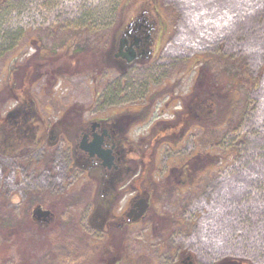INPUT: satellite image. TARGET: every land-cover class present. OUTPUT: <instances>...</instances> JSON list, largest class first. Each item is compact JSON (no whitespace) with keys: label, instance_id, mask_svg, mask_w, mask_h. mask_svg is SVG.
Masks as SVG:
<instances>
[{"label":"rangeland","instance_id":"obj_1","mask_svg":"<svg viewBox=\"0 0 264 264\" xmlns=\"http://www.w3.org/2000/svg\"><path fill=\"white\" fill-rule=\"evenodd\" d=\"M141 18L150 54L124 71L107 64L112 41ZM201 66L213 93L230 73L257 78L213 131L204 119L215 108L196 86ZM192 94L201 122L185 112ZM17 102L34 130L39 119L49 127L60 115L72 126L133 118L127 174L151 206L146 223L128 229L126 252L137 256L125 264H175L181 253L194 264H264V0H0V120ZM11 118L20 125L21 116ZM206 153L215 163L224 154L226 163L206 170ZM71 166L63 140L0 151V224L20 228L7 243L0 227V264H98L101 245L92 249L87 239H100L86 224L95 182ZM42 198L56 200L67 228L47 235L32 220L22 223L28 200ZM69 231L76 241L63 237Z\"/></svg>","mask_w":264,"mask_h":264},{"label":"flooded vegetation","instance_id":"obj_2","mask_svg":"<svg viewBox=\"0 0 264 264\" xmlns=\"http://www.w3.org/2000/svg\"><path fill=\"white\" fill-rule=\"evenodd\" d=\"M129 25L124 27L119 38L116 41L114 40L113 45L103 58L107 64H111L120 71H124L128 65L144 60L150 54L147 49L148 33L145 29L146 25L134 22ZM122 37L126 38V44L122 48V52L124 53L130 47L133 48L136 56L133 62L127 63L122 56H116ZM17 103L19 104H16L14 108L10 107L0 120V151L12 155L20 149L30 151L44 141L48 144H54L59 140L65 141L69 152L70 165H72L71 168L80 169L86 177L93 179L95 182L89 194L86 224L90 230L89 233L94 234L95 232L98 239H100L96 241L93 237L87 239L92 249L97 242L101 245L102 251L98 252L100 255L96 256V262L98 264H125L131 262L137 255L134 253L135 251L130 252L129 250L130 254L126 252V244L130 240L128 229L140 225L143 219L145 221L151 206L149 195L139 191L136 186L134 187L131 180L137 183V179L135 177L131 179V176L127 174V171L131 170L128 167L129 153L127 150L131 149L133 144L125 134L127 131L125 127L132 122L133 118L119 114L97 119L78 120L72 126L71 118L66 120L64 115H60L49 127L45 125L43 120L38 118V129L34 130L35 121L29 120L30 113L27 111V106L22 107L21 102ZM11 116L14 118L17 116L22 117L19 126L17 123L12 122L13 118ZM100 152L106 154L104 156L107 163H104V159L99 157ZM129 188H132V191L128 192ZM140 198H145L149 206L142 217L134 220L133 214H130V212L136 209L134 205ZM28 201V211L22 220L23 224L27 223L26 220L29 222L32 220V224H38L47 235H49L48 231L53 232L68 227L64 224L59 211L54 208L56 200L51 201L42 198L34 203H31V200ZM9 202L11 203V201ZM38 209L41 211H38ZM15 223L18 225V222ZM15 223L11 222V226L0 224L4 233L6 232L5 235L3 232L1 234L4 235L3 239L7 243H10L13 236L20 230ZM64 234L63 237L65 238L77 240L76 236L68 237L71 232H65ZM95 247V249H99L98 246ZM194 261L191 254L181 253L175 264H194ZM230 263L246 264L243 262L237 263L233 260H223L218 264Z\"/></svg>","mask_w":264,"mask_h":264},{"label":"trees","instance_id":"obj_3","mask_svg":"<svg viewBox=\"0 0 264 264\" xmlns=\"http://www.w3.org/2000/svg\"><path fill=\"white\" fill-rule=\"evenodd\" d=\"M113 45V41L112 44ZM211 58L210 57H205L202 58L200 62L203 61V64L207 61H210ZM206 69V67H204ZM102 69V68H101ZM207 71V69H206ZM206 71L203 70L202 66L198 69L197 73H196V86H202L203 88V96H207L204 97L203 99L205 101H207L206 103H211V108H215L213 113L210 116H207L206 119H204L205 122V130L207 131H213L216 130L217 128L223 127L225 123H228L230 121V119L233 117L234 115V111H237V108H239V102L238 99L236 101V99L234 98V95L237 94L239 92V90L241 89V87H246V88H254L256 87V83H257V78H253L252 80L249 79L248 76H246L243 72H237L234 73L236 74V76H234V74L230 73L229 77L226 78V81L223 82L222 87L217 89H215L214 93L212 91H209V89L211 88V85L215 82L213 81L212 77L211 80L212 81H207V76L204 74L206 73ZM99 72V71H98ZM224 74V73H223ZM240 74V76H239ZM249 75V74H247ZM236 77V78H235ZM231 78V80L229 79ZM244 79V80H242ZM198 83V84H197ZM209 91V92H207ZM207 92V93H206ZM192 100L191 102H189L188 105L185 106V112L190 114L191 116L196 117L199 122H201L199 119V116H196L195 114V110L197 109V98L200 97L199 93H198V97L197 94L195 96V94H192ZM199 99L202 100V98L200 97ZM203 100V102H204ZM237 102V103H236ZM207 104L206 108L209 109L210 105ZM213 110V109H211ZM194 112V113H193ZM30 113V110H29ZM193 120V125H198V121ZM218 154V152H216ZM207 155V159L204 161V165H205V169H210V167H212L213 165H217V163H223L224 159L226 160V155L222 154L219 155V159L218 162L215 163V159H213V157L215 156L214 154H209L206 153ZM211 156V158H210ZM218 156V155H217ZM195 159H198V157H194V161ZM201 160V159H200ZM193 161V158L192 160ZM223 161V162H222ZM226 163V161L224 162ZM189 177V181H187L188 183L192 182V179L190 177L193 178V175L188 176ZM186 186L190 185V184H186Z\"/></svg>","mask_w":264,"mask_h":264},{"label":"water","instance_id":"obj_4","mask_svg":"<svg viewBox=\"0 0 264 264\" xmlns=\"http://www.w3.org/2000/svg\"><path fill=\"white\" fill-rule=\"evenodd\" d=\"M127 32H129V31H127ZM125 44H126V38L122 37L120 39L119 51L117 52L116 56H122L123 58L126 59L127 63H130V62L135 60V57H136L135 52H134L133 48L130 47V48L126 49V51L123 53L122 48L125 46ZM98 155H99V157H101V159H104V163H107V160L104 156V155H106L105 153L100 152ZM148 206H149V203L147 202V200L145 198H140L138 200V202L134 205V207L136 209L132 210L130 212V214H133V219L136 220V219H139L140 217H142L144 215L145 211L147 210ZM38 211H41V210L38 209ZM230 264H234V263H230Z\"/></svg>","mask_w":264,"mask_h":264},{"label":"bare ground","instance_id":"obj_5","mask_svg":"<svg viewBox=\"0 0 264 264\" xmlns=\"http://www.w3.org/2000/svg\"><path fill=\"white\" fill-rule=\"evenodd\" d=\"M195 42V41H194ZM195 46H197V48H198V44L195 42V44H194ZM197 48H195V47H193V49H197Z\"/></svg>","mask_w":264,"mask_h":264}]
</instances>
